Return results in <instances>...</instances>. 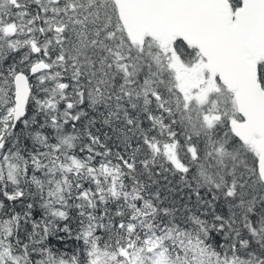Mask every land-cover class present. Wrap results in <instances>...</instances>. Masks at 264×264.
<instances>
[{
    "label": "snow or ice",
    "instance_id": "1",
    "mask_svg": "<svg viewBox=\"0 0 264 264\" xmlns=\"http://www.w3.org/2000/svg\"><path fill=\"white\" fill-rule=\"evenodd\" d=\"M0 264H264V0H0Z\"/></svg>",
    "mask_w": 264,
    "mask_h": 264
},
{
    "label": "trees",
    "instance_id": "2",
    "mask_svg": "<svg viewBox=\"0 0 264 264\" xmlns=\"http://www.w3.org/2000/svg\"><path fill=\"white\" fill-rule=\"evenodd\" d=\"M165 194H167V193H165ZM174 195H176V194H174Z\"/></svg>",
    "mask_w": 264,
    "mask_h": 264
}]
</instances>
